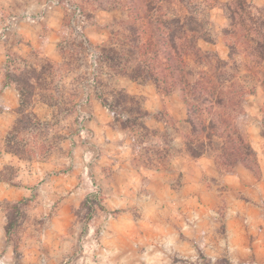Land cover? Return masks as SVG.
<instances>
[{"label": "rangeland", "instance_id": "obj_1", "mask_svg": "<svg viewBox=\"0 0 264 264\" xmlns=\"http://www.w3.org/2000/svg\"><path fill=\"white\" fill-rule=\"evenodd\" d=\"M46 1L74 5L68 13L72 25L62 43L60 63L44 61L38 68L18 63L14 74L22 103L12 128L0 135V264H264L252 248L260 229L241 221L245 236L238 235L236 247L232 246L233 222H239L233 209L238 201L249 202L248 195L236 194L238 187L223 185L230 192L222 193L218 202L213 199L215 210L210 215L195 206L185 211L177 204L174 213L181 221L172 235L163 226L164 208L152 215L138 207L117 208L112 189L118 179L101 167L106 151L115 155L130 151L135 156L132 163L151 169H164L181 154L189 161L213 165L215 176L206 174L210 185L245 172L254 177L245 186L260 182L264 4L257 0ZM147 5L152 8L151 21L166 24L181 15L184 24L197 27L198 47L230 61L225 67L229 81L252 90L234 126L257 153V166L245 150L232 167L220 161L212 146L199 152L204 137L195 129L199 123L190 117L191 107L180 89H163L154 80L134 78L138 60L154 65L149 56L131 48L132 40L142 36L145 41L150 35L144 33ZM100 17L109 20L102 26L106 41L90 46L76 31L83 25L95 26ZM10 28L11 24L3 28L0 39ZM161 29L165 37L170 35L163 25ZM187 61L197 70L195 58ZM146 85L161 98L153 101L152 112L146 108L144 91L133 89ZM94 101L112 116L111 130L120 139L110 141L96 132ZM150 117L156 121L150 122ZM157 218L163 221L156 222L155 229ZM127 231L131 237L125 235Z\"/></svg>", "mask_w": 264, "mask_h": 264}, {"label": "crops", "instance_id": "obj_2", "mask_svg": "<svg viewBox=\"0 0 264 264\" xmlns=\"http://www.w3.org/2000/svg\"><path fill=\"white\" fill-rule=\"evenodd\" d=\"M257 1L259 4H264V0ZM73 6L68 5L67 1L56 5L46 0H0V32L9 24L12 25L9 33L2 34L0 39V135H6L12 128L18 117L17 111L21 107V89L14 80L18 63L35 68L40 67L44 61L55 65L60 63L62 43L65 41L69 25H72L69 14L74 9ZM107 23L109 20L100 17L96 24L98 26L83 25L76 34L83 37L90 46L94 43H103L107 36L102 26ZM133 89L144 91L147 96L146 108L149 112L153 110V101L161 100L160 96L151 91V85L141 86L138 90ZM91 106L98 124L96 132L99 135V132L103 133L102 136H107L110 141L120 139V135L111 130L112 116L96 101L91 102ZM155 119L150 117L149 121L155 122ZM131 158L135 156L130 151L122 155L120 153L115 155L114 151H106L102 154L101 167H104L108 174L112 171L113 177L118 179V183L112 189L113 203L117 208L138 207L141 211L150 212L151 215L153 212L158 214L159 210L166 209L164 212L166 224L163 226L173 235V227L181 221L174 213L177 204L181 203L185 211L189 210L188 207L195 206L196 211L210 215L215 210L213 199L218 202L223 197H220L222 193L230 192L226 188L223 189V185L238 187L236 194L248 195L249 197L246 198L249 202L238 201L233 209V212H236L234 219L238 218L239 222H233L232 234L235 242L232 246L236 247L238 235L245 236L246 232L243 233V228L239 225L242 224L241 221L247 222L254 230L260 229V237L253 242L254 250H252L264 258V160L260 162L262 170L260 182L256 181V184L245 186V183L254 180V177L246 172L240 176H225L223 180L210 185L211 179L206 174L215 176L213 165L207 161H189L181 154L173 158L164 169H151L149 166L132 163ZM206 200L213 203L209 204ZM230 217L233 216L230 214ZM124 218L127 219L129 216L124 215ZM158 221L163 220L162 218L154 220L155 229ZM125 235L132 236L128 231ZM172 235L165 234V236ZM163 237L162 235L161 239ZM132 238L135 240V237ZM245 239L244 237V241Z\"/></svg>", "mask_w": 264, "mask_h": 264}, {"label": "trees", "instance_id": "obj_3", "mask_svg": "<svg viewBox=\"0 0 264 264\" xmlns=\"http://www.w3.org/2000/svg\"><path fill=\"white\" fill-rule=\"evenodd\" d=\"M146 8L148 16L144 19V28L148 30L144 33L150 35L145 41L142 36L132 40L131 48L144 58L149 56L154 65H145L138 60L134 78L141 77L144 82L154 80L163 89H180L184 101L191 107L190 117L199 123L194 127L204 137L198 145L199 152L212 146L211 150L220 154V161L232 167L245 150L246 157L257 166V153L234 126V118L242 115L243 101L252 90L229 81L231 76L225 67L230 61L222 60L218 54L205 53L198 47L200 31L197 27L184 24L181 15L166 24L151 21L152 8L149 5ZM161 25L170 33L168 37L162 33ZM205 31L208 33L209 29ZM185 32L193 35L189 37ZM191 58H195L197 70L188 63L187 59Z\"/></svg>", "mask_w": 264, "mask_h": 264}]
</instances>
